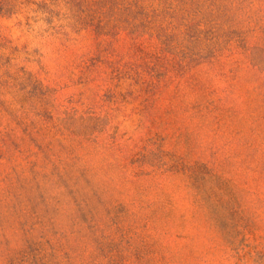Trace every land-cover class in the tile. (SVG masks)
I'll return each instance as SVG.
<instances>
[{
  "label": "rangeland",
  "instance_id": "374dc122",
  "mask_svg": "<svg viewBox=\"0 0 264 264\" xmlns=\"http://www.w3.org/2000/svg\"><path fill=\"white\" fill-rule=\"evenodd\" d=\"M0 264H264V0H0Z\"/></svg>",
  "mask_w": 264,
  "mask_h": 264
}]
</instances>
